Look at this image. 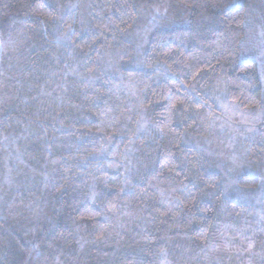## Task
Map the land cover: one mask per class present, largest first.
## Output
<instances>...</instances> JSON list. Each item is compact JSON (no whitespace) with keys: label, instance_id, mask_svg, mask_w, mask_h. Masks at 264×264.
Instances as JSON below:
<instances>
[{"label":"trees","instance_id":"obj_1","mask_svg":"<svg viewBox=\"0 0 264 264\" xmlns=\"http://www.w3.org/2000/svg\"><path fill=\"white\" fill-rule=\"evenodd\" d=\"M0 264H264V0H0Z\"/></svg>","mask_w":264,"mask_h":264},{"label":"snow or ice","instance_id":"obj_2","mask_svg":"<svg viewBox=\"0 0 264 264\" xmlns=\"http://www.w3.org/2000/svg\"><path fill=\"white\" fill-rule=\"evenodd\" d=\"M223 106V105H222Z\"/></svg>","mask_w":264,"mask_h":264}]
</instances>
